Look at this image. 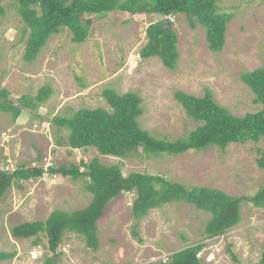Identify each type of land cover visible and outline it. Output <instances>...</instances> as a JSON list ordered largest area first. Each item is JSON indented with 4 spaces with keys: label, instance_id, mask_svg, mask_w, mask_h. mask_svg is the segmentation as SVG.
Segmentation results:
<instances>
[{
    "label": "rangeland",
    "instance_id": "374dc122",
    "mask_svg": "<svg viewBox=\"0 0 264 264\" xmlns=\"http://www.w3.org/2000/svg\"><path fill=\"white\" fill-rule=\"evenodd\" d=\"M126 1V0H122ZM7 14L0 17V93L18 104L23 96H37L49 86L50 99L38 109L40 119L25 110L12 122L11 114L0 115V167H42L47 173L37 180L12 188L0 203V252L15 254L1 264H44L53 256L47 240L34 247L31 240L12 237V229L24 223L45 222L54 211L85 209L93 199L86 181L52 176L51 166H79L100 159L106 166H120L132 173L162 176L188 189L207 187L230 196L252 197L264 185V171L257 165L264 151L259 143L232 144L226 150L208 148L180 156L127 159L101 156L97 150L59 147L51 124L56 116L71 117L81 109L111 110L103 97L108 89L121 95L133 92L142 98L140 126L153 137L170 142L187 139L201 124L191 120L175 94L184 92L202 98L213 93L217 104L236 117L262 110L241 76L264 67V0H220L219 11L234 16L226 44L219 53L208 48L206 30H192L186 17L172 21L178 35L177 69L165 68L159 59L143 60L147 28L160 17L112 13L95 19L84 44L72 42L65 28L54 35L33 63L24 61L25 28L14 3L4 2ZM40 159V160H39ZM84 171L83 169H81ZM87 180V179H86ZM136 196L124 194L113 200L98 222L100 247L87 248L84 240L67 234L59 249L58 264H156L168 262L175 253L197 244L206 248L199 257L204 264H256L264 252V210L242 203L243 220L221 238L208 240L205 229L211 214L184 203H172L149 212L142 220L132 215ZM134 232L138 234L134 236ZM234 254L238 262L232 259ZM55 256V255H54Z\"/></svg>",
    "mask_w": 264,
    "mask_h": 264
},
{
    "label": "trees",
    "instance_id": "16d2710c",
    "mask_svg": "<svg viewBox=\"0 0 264 264\" xmlns=\"http://www.w3.org/2000/svg\"><path fill=\"white\" fill-rule=\"evenodd\" d=\"M6 1L14 3L25 26L22 32L27 38L26 63L35 62L50 39L65 28L72 32V42L81 45L90 38L95 19L118 12L131 17L149 15L161 18L147 28V44L140 57L143 60L159 59L165 68L175 71L180 57L178 35L172 21L176 16L186 17L192 30L204 28L208 48L213 53L224 49L227 27L234 19L232 14L219 11L220 0H0V17L7 14ZM241 80L254 94L255 104L262 105V110L236 117L219 106L209 90L202 98L177 92L176 101L187 116L201 126L187 139L174 142L155 138L141 128L139 120L144 113L143 101L133 92L121 95L108 89L103 97L110 111L81 109L71 117L56 116L50 122L57 128L58 134L68 133L67 137L61 135L57 139L59 147L85 151L95 149L101 156L118 159H127L131 155L141 160L163 155L180 156L208 148L226 150L232 144L259 143L264 139V67L243 74ZM9 95L6 89L0 93V115L11 114L12 122L16 123L25 110L35 114L30 117L40 119L38 109L50 99L52 89L46 86L37 96H23L18 104L10 101ZM259 154L261 158L257 160V165L264 171V151L259 150ZM47 171L52 176L72 178L73 181L84 179L93 199L85 209L54 211L45 222L24 223L12 229L13 238L33 239L34 247L39 246L42 239L47 240V250L53 256L48 257L44 264H58L56 259L60 257L59 249L67 234L81 237L88 249L97 252L100 247L98 222L105 216L110 203L124 194L136 196L132 215L137 221L145 218L150 211L172 203L188 204L211 214L205 229L208 240L223 237L240 225L243 202L264 210V185L252 197L230 196L213 188L188 189L162 176L132 173L125 177L120 166H106L100 159H94L89 164L82 162L80 167L51 166ZM46 173L41 166L27 167L26 164L13 171L0 167V203L12 188L21 187L23 182L41 179ZM134 236L138 234L134 232ZM205 248V244H197L175 253L168 262L156 264H204L199 255ZM14 256L0 252V264ZM232 259L238 262L234 254ZM256 264H264V252Z\"/></svg>",
    "mask_w": 264,
    "mask_h": 264
},
{
    "label": "clouds",
    "instance_id": "9594fccd",
    "mask_svg": "<svg viewBox=\"0 0 264 264\" xmlns=\"http://www.w3.org/2000/svg\"><path fill=\"white\" fill-rule=\"evenodd\" d=\"M221 238V237H220ZM217 239V238H216ZM214 240V239H213Z\"/></svg>",
    "mask_w": 264,
    "mask_h": 264
}]
</instances>
